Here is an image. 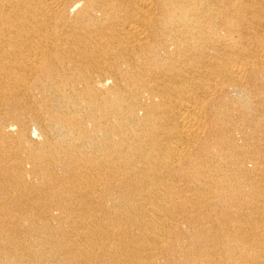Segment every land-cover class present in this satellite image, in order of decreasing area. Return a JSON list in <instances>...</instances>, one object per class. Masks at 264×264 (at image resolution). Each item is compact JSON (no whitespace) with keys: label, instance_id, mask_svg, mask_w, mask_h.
I'll use <instances>...</instances> for the list:
<instances>
[{"label":"bare ground","instance_id":"bare-ground-1","mask_svg":"<svg viewBox=\"0 0 264 264\" xmlns=\"http://www.w3.org/2000/svg\"><path fill=\"white\" fill-rule=\"evenodd\" d=\"M0 264H264V0H0Z\"/></svg>","mask_w":264,"mask_h":264}]
</instances>
